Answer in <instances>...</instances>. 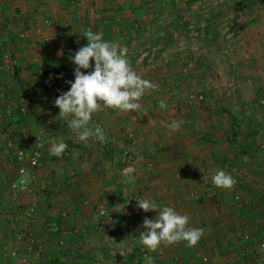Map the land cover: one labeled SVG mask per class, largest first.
I'll use <instances>...</instances> for the list:
<instances>
[{"label": "rangeland", "instance_id": "obj_1", "mask_svg": "<svg viewBox=\"0 0 264 264\" xmlns=\"http://www.w3.org/2000/svg\"><path fill=\"white\" fill-rule=\"evenodd\" d=\"M81 1L41 0L38 3V22L29 33L33 29L38 30L39 40L46 30L58 34L56 43L65 41L63 33L66 35L72 29L68 18L64 16L72 13L71 9ZM120 1L118 9L109 8L111 10L107 13L121 16L126 31L136 34L139 49L136 53L128 54V59L133 60L131 65L138 75L158 85L159 90L146 91L140 103H149L154 108L152 117L154 122L160 124L156 123L151 140L147 138L150 136L147 133H136L131 124L141 120V117H137V114H141L140 110L124 113V126L119 134L114 129L120 119H111L108 123L93 115L90 126L99 125L103 128L107 137L103 143L94 138L81 142L64 121L65 129L61 132L52 123L50 113L54 114L59 109L54 107L55 99L51 96L58 97L60 91L66 92L70 84L65 81H74L75 65H66V58L58 57V54L50 57L47 54L38 55L37 64H50L56 59L57 65L53 75L45 74L41 81H37L35 75L32 83L38 87L36 111L38 121L45 131L43 139L48 149L51 147L52 136L57 141L63 139L68 147L59 158L51 153L47 157L44 154V158L42 155L41 166L38 167V184L33 192L38 195L35 200L38 206L35 207L33 202L23 200V195L10 190L11 182L18 178L16 165L13 162L11 165L9 161L8 164L0 163V208L8 203V207H15L21 216L10 224L6 223L9 226L7 238L0 235L3 241L0 247L4 246L1 250L7 258L5 264H48L55 255L62 257L60 264H131L127 259L130 253L136 251V255L139 253L141 257L149 253L145 247L138 248L136 239L130 236L129 231L115 225V211H122L121 205L109 207L106 219L99 218V210L104 209L111 193L117 189V193L122 191V197L126 195L124 202L131 206L137 199L136 193L130 192L131 187L135 188L138 183L134 180L137 173L146 175L162 170L163 151L148 150L146 144L152 142L160 150L163 142L157 136L168 140L172 134L166 125L174 120L184 121V128L180 130L185 132L182 138L187 139L191 138L187 136L188 129L190 131L195 128L199 133L202 127L207 129L213 126L212 123L223 128L228 120L230 123L235 120L229 119L230 116H236L238 124L234 126V131L231 124L230 129H225L230 132L226 139L233 146L232 159L243 160L244 171L236 167L237 170L231 172L238 182L233 189L225 190L224 193L232 195L234 192L232 201H235L234 195L237 193L239 199L236 205L248 204L250 222L254 226L264 225V217L260 218V215H264V0H257L252 8L244 12L237 8V0ZM104 9L100 7L99 10L97 7L96 12H90L102 13ZM89 26L85 29L92 30L93 27ZM27 29L19 26L17 36L24 38ZM38 47H41L40 44ZM48 47L52 48L51 45ZM14 52L7 48L0 50V64L4 63L5 55L8 54L13 63L16 57ZM61 59L65 65L59 64ZM3 66L0 65V72L7 70ZM49 96L51 100H46L45 97ZM161 99L168 105L166 110L159 108ZM31 102L28 103L25 97L19 102L16 100L7 113L14 114L18 120V116L24 118L31 112L33 100ZM22 105L26 109L24 113L20 110ZM108 112L112 113L110 109ZM1 128L0 144L2 142L8 150L4 154L13 156L14 149L20 144L4 135L9 133L6 127ZM160 129L165 131L164 136ZM216 137V142L223 139V136ZM221 141L226 142L225 139ZM129 169L130 172L127 171ZM87 176L91 180H86ZM72 178L81 179L73 190L69 188ZM205 186L204 199L218 208L212 193L215 191L214 185L208 182ZM87 188L95 196H82ZM13 194L17 196L8 202L7 197ZM30 206L33 207L31 211L28 208ZM254 209L256 213L251 212ZM259 210L263 213L260 214ZM23 216H37L38 224L35 219L34 226L30 221L28 229L22 228L20 221H25L22 220ZM259 220H262V224ZM255 231L259 238L251 236L254 239L250 238V254L247 259H243L242 264H264V250L257 246L258 241L264 240V226ZM238 235L239 231L236 233ZM16 241L22 245H17ZM204 256L207 260L203 259ZM204 256H200L202 261L209 262V257Z\"/></svg>", "mask_w": 264, "mask_h": 264}, {"label": "crops", "instance_id": "obj_2", "mask_svg": "<svg viewBox=\"0 0 264 264\" xmlns=\"http://www.w3.org/2000/svg\"><path fill=\"white\" fill-rule=\"evenodd\" d=\"M40 1L41 0H0V50L7 48V50L15 51L14 53L16 54L12 63V70L0 72V106L3 108V110L0 111V128L6 127L5 129L9 133L6 132L4 135L13 138L16 144L22 145L27 141H29L31 145L38 142L43 143L41 144V149L44 158V154L47 157L50 152L48 151V147H46V141L43 139L45 131H43V126L40 124V121H38L37 116L38 87L32 84L34 82L33 78H35L36 75L34 69L38 62V55L42 56L47 54L50 57L58 54V57L61 56L68 61V64H66L62 61L63 59H61L62 62L59 63L60 65H74L70 56L74 55L80 47L86 45L87 40L83 37V33L85 32V27L87 28L89 25L93 27V32L101 33L104 40L117 42L121 47H126L127 54L136 53L139 46L137 44L138 41L135 40L136 34L134 35L126 31V27H124L125 21L122 17L116 14L109 15L107 13L110 12L112 7L118 9L119 3H121L120 0H82L76 7H73L74 9H71L73 10L72 13L64 16L65 19L68 18L67 20L70 22V27L72 29L67 31L66 35L63 33L65 41L56 43L55 39L58 38V34L56 35V33L54 34L53 32L48 33L46 30L45 33L42 34L41 39L38 40V30L34 31L33 29L30 33L29 31L35 26V23L38 22V3H40ZM97 7L99 10L100 7H105V11L102 13L90 12H96ZM59 17L63 18V16L60 15ZM19 26L29 29L25 31L24 38L17 36V29H19ZM60 36H62V34H60ZM38 43L41 47H38ZM46 45L47 47L51 45L52 48H45ZM1 61L2 60H0V62ZM129 61L130 63L133 62L132 59ZM92 64L94 65V61H92ZM82 71L87 72L86 70ZM69 87L66 91L69 90ZM61 93L62 91H60V94ZM24 97L30 104L32 103L31 100H33V106L31 107V112L27 116L24 118L18 116V120L14 114L10 115V113L7 112L12 108V103L14 101L18 100L19 102ZM51 97L54 99L57 98L54 96ZM51 97L45 98L46 100H51ZM147 102H149V99H147ZM44 104L47 105V103ZM141 105L146 109H143V107L141 108V114H137V117H141V120L138 123L134 122V124H131V127L135 128L136 133H145V135L147 133V136L150 135L147 138L151 140V134L154 133L156 129L155 125L158 123L154 122L152 117V112H155V110L151 108L149 103H141ZM54 107L57 108L55 105ZM108 110L109 109H105L94 114L96 116L95 118H101L105 122L108 121V123H110L111 119L115 121L117 118L120 119L119 123L116 124L114 132L116 134L121 133L120 129H123L124 126L122 120L123 116H125L124 113L112 109H110L112 113H107ZM50 112L51 111H48V113ZM50 114L53 118V125L63 132L65 125L62 123L63 120L58 116L59 110L54 114ZM48 117H50V115ZM229 119H232V117L230 116ZM120 122H122L121 126H119ZM212 124L213 126L210 125L207 129L202 127L199 133L195 128L190 129V131L188 129L187 136L191 138L187 139L182 138L185 132L181 130L174 133L170 132L172 136L168 137V140L164 139L162 136L156 135L157 138H160L163 142L160 150L157 149V146L152 142H150V145L146 144L148 150L163 151L162 154L164 156L162 155L163 157L161 158L162 170L158 173H146V175L137 173L136 179L134 180L138 181V183L135 188H133L134 186L131 187L132 191L130 192H135L137 199L148 198L154 200L160 207L170 206L179 214L188 215L189 227L203 228L204 235L195 247H188L187 242L181 241L174 245H161L157 251H148L149 253H146L143 257L138 253L137 256L142 264H145V256H151L154 264H242L243 259H247L250 254V238H253L251 236H256L255 239L259 238L255 230L258 231L259 227L264 225L258 226L257 224L254 226L250 222L251 216L248 204L243 203L236 205L237 201H232L234 192H232V195H229V192L224 193V189L214 186L215 191H212V193L215 195L214 198L217 200L218 208L214 207L215 205L213 204H208L206 199H204L206 198L205 184L212 182V175H214L216 171L224 170L230 174L233 170H237V168L244 171L242 164L243 160L234 161L232 159L233 146L227 141L228 138L226 139L227 134L230 132H228L229 130L226 132L225 129L228 127L230 129L229 125L231 124V129L233 130L235 128L234 125H232L233 122L230 123L228 120L226 127L223 128L215 126L214 123ZM0 130H2V128ZM160 132H162L164 136L165 131H161L160 129ZM58 134L60 133L58 132ZM216 135L223 136L221 140L225 139L226 142L221 140L216 142ZM180 138L182 139L180 140ZM21 141H23V143H21ZM0 145L3 147L0 148V151L4 149V151L2 150V152H0V159L3 160L0 161V163L3 162V164H8L9 161V163L13 162L15 165L13 156H6L4 154L8 151L5 145L2 142ZM9 149L11 148L9 147ZM262 158L263 162L264 155H262ZM75 163L77 164V162ZM232 164H234V166ZM226 167H229V170H225ZM239 174L241 176L240 171ZM88 176L86 180H91ZM35 178L36 184H38V169L35 172ZM80 180L81 179L76 180L72 178L69 188L73 190ZM75 190L79 189L76 188ZM117 191L111 193L109 200L105 204H111L112 206L110 207H113V205L116 207L119 205L122 206V211H115V225L124 227V229L129 231L130 236H134L138 248L143 247L139 243V235L141 232L146 231V229L142 227L144 218L155 219L158 212H144L142 209L137 208V201L132 202L130 206L124 202L126 195L122 197V191L119 193H117ZM11 192L15 193L13 190ZM34 193L20 195L24 196L23 200L33 202V206L35 207L38 206V204L35 203L38 195ZM84 193L82 196H95L89 188H87V191H84ZM13 195L14 196L7 197L8 202L17 196L15 194ZM195 196L197 197L195 198ZM126 205H128V207H126ZM36 210H38V208ZM99 212L100 216L102 211L99 210ZM251 212L256 213L257 211L254 209ZM259 213L262 214L263 211L259 210ZM36 217L37 216L25 218L23 216L22 220L24 219L25 221H20L21 227L28 229L29 227L27 225L30 224V221H32V225L34 226L33 222L35 219H37L36 223L38 224V218ZM261 217H264V215H260V218ZM18 218H21V216L16 211L15 207H8V203L2 206L0 208V232L2 231L0 235H5V238H7L6 235L9 233V226L6 223L10 224L13 220ZM78 219L79 218H77V220ZM259 221V223L262 224V220ZM238 231L243 237L236 236ZM0 243L2 244L3 241L0 240ZM16 243L17 245H22L20 241H16ZM3 247L4 246L0 247V264H5L7 261L4 252L1 250ZM201 255L208 256L209 262H203L200 258ZM243 264L245 263L243 262Z\"/></svg>", "mask_w": 264, "mask_h": 264}, {"label": "clouds", "instance_id": "obj_3", "mask_svg": "<svg viewBox=\"0 0 264 264\" xmlns=\"http://www.w3.org/2000/svg\"><path fill=\"white\" fill-rule=\"evenodd\" d=\"M83 37L87 40L86 45L70 56L75 65V79L65 81L70 84V89L62 92L54 100V105L59 108L58 116L81 142L94 138L103 143L107 139L103 128L99 125L90 126L94 114L105 109L121 113L140 111V101L146 91H158L159 88L137 74L128 59L126 47L106 41L101 33L92 30H86ZM89 69L91 71H82ZM159 108H168L163 99L159 101ZM183 124V120H174L166 127L174 133ZM67 147L63 139L53 140L49 151L52 156L59 158ZM211 180L215 187L224 190H231L236 184L233 176L224 170L216 171ZM136 201L137 208L144 212H158L155 219L144 218L142 227L146 231L139 235V243L148 251L155 252L161 245H174L181 241L187 242L188 247H195L204 235L203 228L189 227V216L179 214L173 207H160L148 198H138ZM144 259L145 264H154L151 256H145Z\"/></svg>", "mask_w": 264, "mask_h": 264}, {"label": "built area", "instance_id": "obj_4", "mask_svg": "<svg viewBox=\"0 0 264 264\" xmlns=\"http://www.w3.org/2000/svg\"><path fill=\"white\" fill-rule=\"evenodd\" d=\"M5 58L1 65H4L3 67L5 69H10L12 67V59L8 55H5ZM53 63H55V59H53V62L50 64H44V63H38L37 65V71H36V79L37 81H41L43 75L45 74H52L53 75ZM44 82L45 79L43 80ZM48 86H50L49 83H46ZM20 110L24 113L26 111L25 106L22 105ZM54 140V136H52V141ZM41 158H42V149H41V143L38 142L34 145H31L29 141L25 142L22 145L17 146L14 149L13 152V160L16 165V171L18 178L15 181H12L10 186L11 189L15 193L19 194H31L35 190L36 186V178H35V172L37 171L38 167L41 166ZM229 167H226L225 170H228ZM233 178L238 182V179L235 175H233ZM239 199V195L236 193L234 195V200L237 201ZM29 210H32V206L28 207ZM27 214H30L27 212ZM239 237H243V235H238ZM257 246L259 249L264 250V240L258 241ZM204 260H207V258L204 256Z\"/></svg>", "mask_w": 264, "mask_h": 264}, {"label": "trees", "instance_id": "obj_5", "mask_svg": "<svg viewBox=\"0 0 264 264\" xmlns=\"http://www.w3.org/2000/svg\"><path fill=\"white\" fill-rule=\"evenodd\" d=\"M256 1L257 0H237V8L240 10V12H244L246 9L252 8L253 7V4L256 3ZM54 67H57V65L55 63H53V68ZM235 117L236 116H233L232 117L233 119H235L233 121V124L232 125L237 126L238 122H237V119ZM234 129H233V131H234ZM109 207H110V204H107L104 207V209L102 210V213L100 215V218H105L106 219L107 214H108ZM135 252H133L132 254L130 253L129 255H127L128 261L131 264H141V261L139 260V257L136 255ZM68 253H71V252L68 251ZM61 258L62 257H60L59 255H55V256H53V257L50 258V261H49L48 264H60L61 261H62Z\"/></svg>", "mask_w": 264, "mask_h": 264}]
</instances>
